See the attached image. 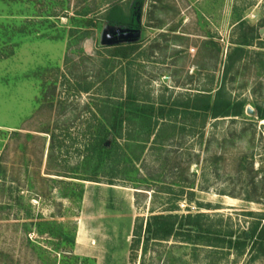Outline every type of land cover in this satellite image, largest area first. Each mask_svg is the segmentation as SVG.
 Returning a JSON list of instances; mask_svg holds the SVG:
<instances>
[{
  "label": "rangeland",
  "instance_id": "rangeland-1",
  "mask_svg": "<svg viewBox=\"0 0 264 264\" xmlns=\"http://www.w3.org/2000/svg\"><path fill=\"white\" fill-rule=\"evenodd\" d=\"M120 31L140 33L122 62L108 56ZM108 71L117 97L130 84L141 100L182 102L224 85L244 114L196 129L200 118L178 116L150 138L126 125L123 155L93 182L81 162ZM259 109L264 0H0V264H264L253 239L240 250L170 239L131 251L151 212L202 213L212 238L264 223Z\"/></svg>",
  "mask_w": 264,
  "mask_h": 264
},
{
  "label": "trees",
  "instance_id": "trees-1",
  "mask_svg": "<svg viewBox=\"0 0 264 264\" xmlns=\"http://www.w3.org/2000/svg\"><path fill=\"white\" fill-rule=\"evenodd\" d=\"M251 31L253 32L252 38H254L255 30L251 29ZM248 42L249 39L245 37L233 43L235 47L233 52L227 55L223 77H227L235 64L234 53L238 56L243 53L244 47L249 45ZM138 49L137 41L117 43L110 47L108 56L122 62L128 60ZM110 71H108L107 79L103 81L107 90L106 100L101 101L100 106L97 107L99 114L95 116L96 125L89 126V128L95 129V132L92 134L88 152L83 154V161L81 162L83 165L92 162L93 177L89 180L93 182H99L97 176L101 174L100 172H104L107 163L117 151L116 149L121 153V156L123 155L120 151L123 145L118 140L122 137L126 125L134 126L135 132H138L136 134L142 133L150 138L151 136L156 137L158 132L162 133L165 129H171V124L175 123V119L172 118H178V116L200 118V125L197 123L191 125V128L196 129L197 126L203 128L207 119L236 118L244 114V101L231 99L227 95L224 85H221L214 93L213 89L196 92L182 102L141 100L139 90L132 89L130 84L126 95L117 97L115 89L120 86L114 83L117 80V75ZM88 89L85 88L82 91L88 92ZM257 113L258 118L264 120V113L260 109L257 110ZM118 174V170H111L107 175L110 179L108 184L112 185ZM175 211L176 209H168L157 213L151 212L144 227L140 226L138 233H135L131 251L138 250L142 245L144 252L149 242L161 243L170 239H178L193 245L198 244V242H205L208 246H216L225 242L228 248L236 250L245 248L247 242L253 239L255 248L262 249L264 246V223L260 226L259 223L253 226L248 236L243 233L242 237L235 239H233L232 234L227 235L228 237L219 235L212 238L206 233L209 232V229L206 230L203 227L204 215L202 213L179 215L174 213ZM65 253L72 254L71 251H65Z\"/></svg>",
  "mask_w": 264,
  "mask_h": 264
},
{
  "label": "water",
  "instance_id": "water-1",
  "mask_svg": "<svg viewBox=\"0 0 264 264\" xmlns=\"http://www.w3.org/2000/svg\"><path fill=\"white\" fill-rule=\"evenodd\" d=\"M140 38V33L138 31H120L117 32L114 36V42L122 43V42H133Z\"/></svg>",
  "mask_w": 264,
  "mask_h": 264
}]
</instances>
